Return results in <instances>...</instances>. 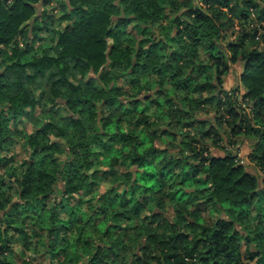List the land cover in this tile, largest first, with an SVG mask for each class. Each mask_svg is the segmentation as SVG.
Segmentation results:
<instances>
[{"label":"trees","instance_id":"1","mask_svg":"<svg viewBox=\"0 0 264 264\" xmlns=\"http://www.w3.org/2000/svg\"><path fill=\"white\" fill-rule=\"evenodd\" d=\"M49 1L0 0V264L11 230L43 249L19 264H264V177L238 156L264 175V0H60L36 51Z\"/></svg>","mask_w":264,"mask_h":264},{"label":"rangeland","instance_id":"2","mask_svg":"<svg viewBox=\"0 0 264 264\" xmlns=\"http://www.w3.org/2000/svg\"><path fill=\"white\" fill-rule=\"evenodd\" d=\"M60 0H50L49 3L46 6V9L50 12V14L54 15V18L51 21V24L49 26V29H42L41 31H39V34L45 39V40H41L39 42H36L35 44H33L34 50L38 51V49L42 46L44 48L48 47L47 49L52 50L54 48L55 45V41H56V37L54 34H52V31L55 29H61L65 24L66 21H60V15L62 13V9L60 6ZM59 4V5H58ZM70 7V5H68ZM261 24L264 23V20L260 22ZM18 41H20L19 46L20 47H24V41L22 40V37H18ZM241 71V63H237L231 66V69L229 71V73L225 76L224 78V83H223V87L226 89H232L233 87H235L236 85L239 84L238 82V75ZM242 91V88H241ZM29 110V108H27V111ZM41 113L40 111V107H37L34 111H32V116L34 117L35 115H39ZM36 126L35 124H33L32 121V117L31 116H25L23 117V119H21V121L18 122V129L20 130V134L17 135L16 140L14 141L13 145L11 146L12 148L9 151H5V152H9V153H13V155L15 156V166L16 168L18 167V165L21 163V161L26 158L27 156V137L28 134L32 133L35 130ZM242 138L239 139V150H238V156L240 158V160L242 161V163L245 165V167L252 173L257 174L261 180L262 177H264V175L259 172L253 165V163H251L249 161V159L247 158V154L250 151V147L249 144L244 141L241 140ZM6 148V146H5ZM213 153L216 155L219 154H223L222 151L218 150V149H214ZM10 166H8L7 168H5V171H12L11 168H9ZM0 173H3V170H0ZM118 191L122 192L123 191V187L119 188ZM76 197H78L79 195H75ZM89 198V196H86L85 198H82L80 204H78L76 207L78 209H82L86 211L87 208V204L85 203L86 200ZM89 211V210H87ZM73 215V214H72ZM253 215L254 213H251V218L252 221L254 222L255 219H253ZM71 216V212H70V208L69 205H66L65 207H63V209L61 210V217L66 218V217H70ZM74 217V216H73ZM75 218V217H74ZM82 224V222L77 221L76 222V231H78L80 229V225ZM99 232H95V234L98 235ZM11 236L10 239V243H9V247L7 250H5L6 253V257L13 263L15 264H19L21 261V255L24 258H29V257H34L36 255V251L42 250L41 246H38V248H35L33 246H31V242H33L34 240H29L28 238H22L17 232H14L13 230H11L8 233ZM96 235V236H97ZM85 236H83L81 239H84ZM37 245H39L38 241H37ZM44 258H45V262L44 264H47L48 262V254H43ZM66 257L67 255H65L64 260L66 261ZM76 257L73 258L72 261H68L66 264H80L81 260L75 259ZM56 263H59L57 260H55Z\"/></svg>","mask_w":264,"mask_h":264}]
</instances>
